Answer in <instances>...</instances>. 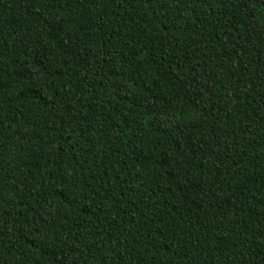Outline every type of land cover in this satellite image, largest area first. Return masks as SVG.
Masks as SVG:
<instances>
[{
  "label": "trees",
  "instance_id": "obj_1",
  "mask_svg": "<svg viewBox=\"0 0 264 264\" xmlns=\"http://www.w3.org/2000/svg\"><path fill=\"white\" fill-rule=\"evenodd\" d=\"M0 264H264V0H0Z\"/></svg>",
  "mask_w": 264,
  "mask_h": 264
}]
</instances>
